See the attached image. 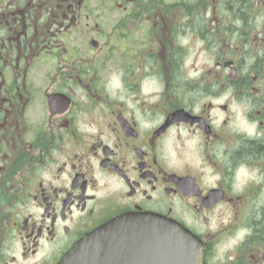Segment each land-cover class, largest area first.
<instances>
[{
	"label": "flooded vegetation",
	"instance_id": "flooded-vegetation-1",
	"mask_svg": "<svg viewBox=\"0 0 264 264\" xmlns=\"http://www.w3.org/2000/svg\"><path fill=\"white\" fill-rule=\"evenodd\" d=\"M130 212L264 264V0H0V264Z\"/></svg>",
	"mask_w": 264,
	"mask_h": 264
},
{
	"label": "water",
	"instance_id": "water-1",
	"mask_svg": "<svg viewBox=\"0 0 264 264\" xmlns=\"http://www.w3.org/2000/svg\"><path fill=\"white\" fill-rule=\"evenodd\" d=\"M58 264H203V252L179 223L125 213L85 236Z\"/></svg>",
	"mask_w": 264,
	"mask_h": 264
}]
</instances>
